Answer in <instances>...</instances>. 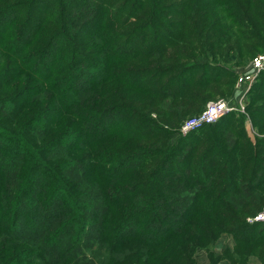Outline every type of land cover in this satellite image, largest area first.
<instances>
[{
    "label": "trees",
    "instance_id": "16d2710c",
    "mask_svg": "<svg viewBox=\"0 0 264 264\" xmlns=\"http://www.w3.org/2000/svg\"><path fill=\"white\" fill-rule=\"evenodd\" d=\"M161 1L0 0V264H197L237 223L248 253L231 264H264V225L247 220L264 205V138L235 112L179 132L209 83L236 84L227 65L263 52L264 0L181 20ZM255 87L264 125V71ZM125 89L157 100L156 119Z\"/></svg>",
    "mask_w": 264,
    "mask_h": 264
},
{
    "label": "rangeland",
    "instance_id": "374dc122",
    "mask_svg": "<svg viewBox=\"0 0 264 264\" xmlns=\"http://www.w3.org/2000/svg\"><path fill=\"white\" fill-rule=\"evenodd\" d=\"M223 2H224V0H164V1H161L162 4L166 5V7H167V5L171 7L170 11H167V10L164 11L166 16H168V17L171 16L175 20H181L182 18L190 17L191 13H193L194 7H195V9L198 8V10L200 12L202 10H206L207 8L209 10L213 9V10H216L218 12H221L224 16L225 14L223 11V6H224ZM161 9H163V8H161ZM228 22H229V19H228ZM156 47H159V43L157 44ZM256 51L260 52V51H262V49L257 48ZM263 52H264V50H263ZM263 52H260V53H263ZM252 59L253 58L251 56L249 58V60L242 62L241 64H237V65H233L232 63H230L229 65H227L225 63L224 64L229 66L231 69H233L236 72V74L239 76V74L241 72H249L250 71V69H251L250 64H251ZM216 62L217 61H213V64L215 65ZM262 71H264V70H262ZM261 72H259V74L256 76V79L250 85L242 86L239 88L237 87V81H236V84L234 83L233 85L230 83L225 84V82H227L225 80H229L228 78L231 79V77H228V76L224 77L222 79V81L220 80V82H218V83H209L207 86L208 87L207 90L200 91V93L205 97V101L202 104L193 103L192 105H188V110H184V111H186V113H185V116L181 120H185L186 118L191 117V116L199 113L206 106V104L209 101L217 100L220 98H225V99L234 98L233 92L236 91V93H237V91H238V94L244 95L239 106L241 107L242 104H244L245 108H242L240 110H236L233 112H235V115L237 116V118L241 119V121H242L241 127H239V128H242V130L247 132L249 139L252 141V143L255 144L258 139L264 138V125H262L261 119H258V123L254 124L255 119L253 117H251V115L248 111V106L253 105V104H251V100L253 98V95L250 91L253 90V88H256L255 86L257 84V80L260 77ZM223 74H224V71L218 70V75L222 76ZM184 75H186V74H184ZM112 86H113V89L116 88V85H111V87ZM194 89H197V88H194ZM212 89H213V91H212ZM198 90L199 89H197L196 91L198 92ZM123 92L126 93L125 95L128 97L133 96L137 100V102L140 104V106L145 108L144 112L151 113L152 118L156 119V114L154 113L153 109H158V101L157 100H154L150 96L138 94L136 92H133V91H130L127 89H125ZM172 100H173V103L180 101V99H178V98L172 99L170 96H166V99H163L162 101H163V104H165L166 101L172 102ZM258 103H259V100H258ZM171 106H174V105L172 103H168L167 108L170 109ZM171 109H173V108H171ZM234 122H235V120H234ZM176 128H178V126ZM179 132H180V127H179ZM180 134L184 135L182 132H180ZM180 134L178 132L175 135L173 134V136L170 138V143L175 144L177 139L179 138ZM263 207H264V205H263ZM248 218H247V220H248V222H250L249 224L252 225L253 222L250 221ZM239 224L240 223H237L236 225H234V224L225 225L224 227L227 228V231L223 232L220 236H218L213 244L208 245L207 246L208 248H199L195 253L196 263L197 264H211L214 261V263H216V264H221V263L231 264V261L229 259L230 257L234 256V257H236V259H238L239 253H241L242 256H245L244 254L248 253V252H246V251L239 252L238 250H236L237 249L236 248L237 247V242H236L237 240H236L235 234L230 232V230L232 228H234V226L236 227ZM263 225H264V223H263ZM246 229H248V228H245L244 230L240 229L238 235L241 236L242 238L247 237L246 240H248L250 242V244H254V240H255V238H257L256 236H258V235L257 234L255 235V233L250 232L252 230L246 231ZM255 232L257 233V231H255ZM261 234H264V227H263V231H261ZM243 240H244V238H243ZM258 242H256L255 244H258ZM218 257L223 258L222 261L218 260ZM247 257H248V260H247L246 264H261L257 255L250 254ZM238 264H241V262H238Z\"/></svg>",
    "mask_w": 264,
    "mask_h": 264
},
{
    "label": "built area",
    "instance_id": "2783aa9c",
    "mask_svg": "<svg viewBox=\"0 0 264 264\" xmlns=\"http://www.w3.org/2000/svg\"><path fill=\"white\" fill-rule=\"evenodd\" d=\"M250 66L249 72H241L239 74L237 79L238 88L250 85L256 79L259 72L264 70V52L257 54L252 59ZM243 97V94H238L237 97L232 99L220 98L209 101L199 113L183 120L180 125V132L185 134L206 124L214 123L228 113L245 108L244 104L241 107L239 106ZM248 219L252 222L264 223V207Z\"/></svg>",
    "mask_w": 264,
    "mask_h": 264
},
{
    "label": "crops",
    "instance_id": "0c3cea01",
    "mask_svg": "<svg viewBox=\"0 0 264 264\" xmlns=\"http://www.w3.org/2000/svg\"><path fill=\"white\" fill-rule=\"evenodd\" d=\"M221 264H228V263H221Z\"/></svg>",
    "mask_w": 264,
    "mask_h": 264
}]
</instances>
